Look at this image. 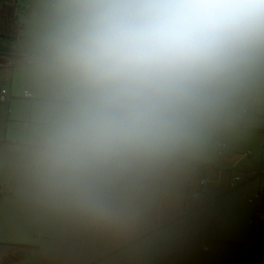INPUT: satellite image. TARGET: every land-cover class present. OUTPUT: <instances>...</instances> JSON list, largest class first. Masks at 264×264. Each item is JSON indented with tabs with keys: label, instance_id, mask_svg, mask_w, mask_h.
I'll return each instance as SVG.
<instances>
[{
	"label": "clouds",
	"instance_id": "clouds-1",
	"mask_svg": "<svg viewBox=\"0 0 264 264\" xmlns=\"http://www.w3.org/2000/svg\"><path fill=\"white\" fill-rule=\"evenodd\" d=\"M55 84L33 164L53 202L100 224L143 181L198 159L264 90V0H51Z\"/></svg>",
	"mask_w": 264,
	"mask_h": 264
},
{
	"label": "crops",
	"instance_id": "crops-1",
	"mask_svg": "<svg viewBox=\"0 0 264 264\" xmlns=\"http://www.w3.org/2000/svg\"><path fill=\"white\" fill-rule=\"evenodd\" d=\"M50 4L0 0V86L9 92L0 101V248L6 250L1 264L17 251L23 255L11 264H264V249L257 248L264 247V196H257L264 188L259 175L264 168V90L191 161L207 164L201 177L207 200L183 217L197 171L187 164L143 181L133 211L116 225L100 224L47 197L33 150L55 93L42 60ZM9 7L23 24L15 37L8 35ZM25 8L37 20L31 37ZM25 90L32 98L22 97ZM217 141L227 147L219 149ZM237 154H242L237 163L227 162ZM213 169L217 180L209 178ZM224 172L230 173L227 181ZM237 175L243 183L229 189ZM30 237L40 240L28 242Z\"/></svg>",
	"mask_w": 264,
	"mask_h": 264
},
{
	"label": "trees",
	"instance_id": "trees-1",
	"mask_svg": "<svg viewBox=\"0 0 264 264\" xmlns=\"http://www.w3.org/2000/svg\"><path fill=\"white\" fill-rule=\"evenodd\" d=\"M7 10H8L7 13L10 17V19L8 21L12 22V24L10 23V31L8 32V35L15 37V36H17L19 29H21L23 27V24L19 21H16L17 16L14 14L13 7H9ZM3 12H5V11L4 10L1 11V14ZM14 21H16V23H14ZM185 164H187L188 166L196 167L197 168L196 178L203 179L201 177H203L204 168L207 164H204L201 162H195V163L188 162ZM213 165H216V164H213ZM259 175H260L261 179H264V174H259ZM200 194H201V199H204V197H205L204 192L200 193ZM205 200H207V199L205 198ZM201 205H202V202H200V200L192 201L189 199V201L186 204L185 211L182 214V217L185 216L186 214H188L189 212H191L192 210L200 207ZM257 248L258 249H264L263 246H258ZM22 255H23V251L15 252L12 256L8 257L7 264H11L12 261L18 260Z\"/></svg>",
	"mask_w": 264,
	"mask_h": 264
},
{
	"label": "built area",
	"instance_id": "built-area-1",
	"mask_svg": "<svg viewBox=\"0 0 264 264\" xmlns=\"http://www.w3.org/2000/svg\"><path fill=\"white\" fill-rule=\"evenodd\" d=\"M8 89L4 88L2 86H0V101L4 102L6 101L7 97H8ZM22 97L26 98V99H30L32 98V94L30 93V91L25 90L22 93ZM263 114H264V108H263ZM217 146L219 149H224L227 147V144L224 141H217ZM264 154V153H263ZM259 174H264V168H262L261 170H259ZM244 181V179L241 176H234L231 178L230 182H229V189H235L237 188L240 184H242ZM206 181L204 179H200V186L201 188L194 192L192 194V198L195 200H200V202H204V199H201V194L203 193V186L205 185ZM258 197L264 196V188L262 190H260L259 195H257ZM191 197V196H190Z\"/></svg>",
	"mask_w": 264,
	"mask_h": 264
},
{
	"label": "rangeland",
	"instance_id": "rangeland-1",
	"mask_svg": "<svg viewBox=\"0 0 264 264\" xmlns=\"http://www.w3.org/2000/svg\"><path fill=\"white\" fill-rule=\"evenodd\" d=\"M23 14H24V18L26 19H24L26 22H27V24L29 25V29H28V32H27V36H29V37H31L30 36V34L32 33V32H34V30H35V28H36V25H37V20H36V17H34V16H32L31 15V13L27 10V8H25L24 10H23ZM215 171V172H214ZM230 174V173H229ZM227 172H224V181H227L228 180V178L230 177V175H229ZM211 180H217L218 178H217V175H216V170L215 169H213V171H212V173L210 174V177H209ZM226 179V180H225ZM199 186H200V183H199ZM193 190V189H192ZM192 190H190V196H191V198H190V200H192V201H196L195 199H193L192 198V194L194 193V192H196V191H198L199 190V188H198V190L196 189L195 191H193L192 192ZM31 236V235H30ZM40 240V238L39 237H34V238H32V237H30V239H27V241L28 242H31V241H39ZM5 248L4 247H1L0 248V258H1V256L5 253ZM0 264H1V260H0Z\"/></svg>",
	"mask_w": 264,
	"mask_h": 264
},
{
	"label": "water",
	"instance_id": "water-1",
	"mask_svg": "<svg viewBox=\"0 0 264 264\" xmlns=\"http://www.w3.org/2000/svg\"><path fill=\"white\" fill-rule=\"evenodd\" d=\"M241 157H242V154H237L232 159L227 160V162L230 163V164H235V163H237V161ZM199 183H200V179L199 178H195V180H194V188H193L192 192L196 190V188L198 187Z\"/></svg>",
	"mask_w": 264,
	"mask_h": 264
}]
</instances>
